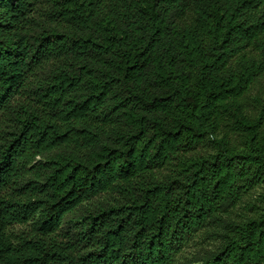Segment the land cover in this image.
<instances>
[{
  "label": "trees",
  "instance_id": "trees-1",
  "mask_svg": "<svg viewBox=\"0 0 264 264\" xmlns=\"http://www.w3.org/2000/svg\"><path fill=\"white\" fill-rule=\"evenodd\" d=\"M0 264H264V0H0Z\"/></svg>",
  "mask_w": 264,
  "mask_h": 264
}]
</instances>
